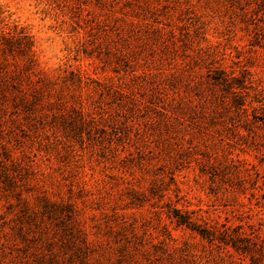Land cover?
<instances>
[{
	"label": "rangeland",
	"instance_id": "obj_1",
	"mask_svg": "<svg viewBox=\"0 0 264 264\" xmlns=\"http://www.w3.org/2000/svg\"><path fill=\"white\" fill-rule=\"evenodd\" d=\"M124 19L134 31H119ZM20 31L45 77L70 90L78 75L88 82L78 89L93 121L77 136L69 117L44 109L30 124L0 105V152L30 206L41 194L72 204L94 241L88 264H264V0H0V37ZM94 82L132 93L139 108L116 112L110 94L90 95ZM176 92L208 98L199 131L186 114L163 126L164 95L179 104ZM10 195L0 183L6 261ZM167 202L215 240L175 225Z\"/></svg>",
	"mask_w": 264,
	"mask_h": 264
},
{
	"label": "trees",
	"instance_id": "obj_2",
	"mask_svg": "<svg viewBox=\"0 0 264 264\" xmlns=\"http://www.w3.org/2000/svg\"><path fill=\"white\" fill-rule=\"evenodd\" d=\"M119 31L122 34L123 31H134L132 21L124 19ZM118 48L120 46H117V44H111L108 47V51L115 56L117 51H119ZM118 54L120 56L123 55L121 52ZM231 79L235 80L234 77ZM87 83V81H82L81 76L78 75L72 78L71 84L73 87L71 90L66 83L58 85L55 80L45 77L42 70L38 68L34 54V43L30 35L22 31L18 35H1L0 105L2 106L1 109L9 108L11 118L21 117L22 120L30 124H41V121H44L47 115V112L44 111L46 109L53 116L60 117L62 120L69 117L71 121L77 124L76 128L73 127L70 131L73 132V135L81 136L82 130H86L81 127L87 121H93V117L90 116L88 111L86 112L83 109L85 98L78 89L81 86H87ZM236 85L239 86V83H236ZM88 88H90V95L96 91L99 92L100 96L110 94L112 96L111 101L116 105V112H120L125 108L134 111L139 108L136 103L138 99L135 95L128 92L125 93L111 83L94 82ZM176 93H178L179 99L182 98L179 104L176 101L175 93L164 95L167 98L166 104L170 109L161 112L162 115L160 116L163 126L168 129V127L174 125L172 121L174 115L178 114L183 117L186 114L191 119V128L199 131L203 128V124L199 123V120L205 115L208 98L203 96V94L195 98L186 94L183 97L181 93ZM237 104H239L242 111H245L243 101ZM104 112L106 114V111ZM108 115L109 113H107L106 117ZM152 121L157 122L156 120ZM181 124L179 123L177 127L180 128L181 126L179 125ZM113 127L115 128L116 126ZM166 135L172 137L167 133ZM178 138L179 143L186 142L189 147L192 144L190 142L191 138L187 139L183 134ZM1 150V188L15 196L16 202L10 201L9 204L18 206V209L15 210L13 218L15 221L12 222L11 231L8 234L10 237L9 257L6 261L4 259L5 251L2 250L0 253V264H25L27 262H33V264H88L91 251L95 247L94 241L88 237V232L74 218L77 211L72 207V204L66 201L51 200L41 194L36 197V207L30 206L27 200L28 197H24L21 192L15 190L17 180H15L13 174L15 173L14 163H6L8 160L11 161V155L4 152V149ZM156 194L159 197H163L161 192ZM167 204V216L175 225L184 226L208 241L215 240L212 229L200 225L191 217L188 211L169 205L170 202H167ZM127 242L128 240H124L118 244L117 249L120 254L124 246L126 248ZM223 242L228 243L226 239ZM229 244L237 248L234 244Z\"/></svg>",
	"mask_w": 264,
	"mask_h": 264
}]
</instances>
